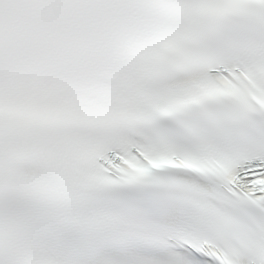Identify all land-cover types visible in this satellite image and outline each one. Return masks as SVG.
Wrapping results in <instances>:
<instances>
[{
	"label": "snow or ice",
	"instance_id": "6c2138e0",
	"mask_svg": "<svg viewBox=\"0 0 264 264\" xmlns=\"http://www.w3.org/2000/svg\"><path fill=\"white\" fill-rule=\"evenodd\" d=\"M0 264H264V0H0Z\"/></svg>",
	"mask_w": 264,
	"mask_h": 264
}]
</instances>
